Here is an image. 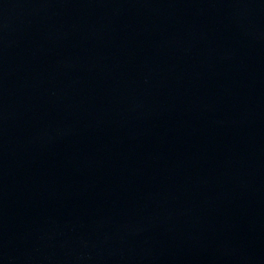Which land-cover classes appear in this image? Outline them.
<instances>
[{
	"label": "water",
	"instance_id": "obj_1",
	"mask_svg": "<svg viewBox=\"0 0 264 264\" xmlns=\"http://www.w3.org/2000/svg\"><path fill=\"white\" fill-rule=\"evenodd\" d=\"M0 264H264V0H0Z\"/></svg>",
	"mask_w": 264,
	"mask_h": 264
}]
</instances>
